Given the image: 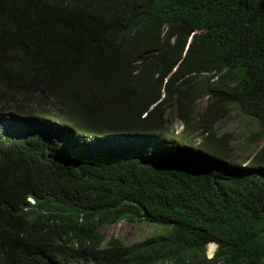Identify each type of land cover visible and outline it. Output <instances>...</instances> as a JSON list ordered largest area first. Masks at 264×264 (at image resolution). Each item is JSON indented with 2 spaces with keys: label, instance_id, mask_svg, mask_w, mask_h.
I'll use <instances>...</instances> for the list:
<instances>
[{
  "label": "trees",
  "instance_id": "16d2710c",
  "mask_svg": "<svg viewBox=\"0 0 264 264\" xmlns=\"http://www.w3.org/2000/svg\"><path fill=\"white\" fill-rule=\"evenodd\" d=\"M140 120L78 151L57 130ZM122 221L170 234L108 240ZM0 264H264V0H0Z\"/></svg>",
  "mask_w": 264,
  "mask_h": 264
},
{
  "label": "rangeland",
  "instance_id": "374dc122",
  "mask_svg": "<svg viewBox=\"0 0 264 264\" xmlns=\"http://www.w3.org/2000/svg\"><path fill=\"white\" fill-rule=\"evenodd\" d=\"M207 99H203L196 103L195 109L200 112H204L206 108ZM56 109V108H55ZM51 113H55L56 110L52 108L49 109ZM172 112V111H171ZM57 113V112H56ZM191 112L189 110H184L183 119L174 112H172V118L168 120L166 117L164 118L163 126L164 128H169L170 137L174 143L178 144L177 137L178 133L181 130L185 129V125L188 122V130L194 129L191 122H189L191 117ZM82 127H75L74 130L67 129V127L58 126L57 130L59 131V136L66 142L67 146L71 148H76L78 151L82 148L83 143H91V142H101L110 140L112 136L117 135H138L140 134L144 128L146 130H150L151 124L145 120H140L137 123L133 124L128 129L118 128V129H109L110 127H105L104 129H97L96 131H92L93 126H89L91 130H86L85 125H81ZM215 131L217 134L221 136L227 135V141L231 146V156L233 159L242 160L247 155L253 153L254 146H248L245 144L247 141L246 137L252 135L255 131L256 126L253 121L245 120L243 116L240 114L238 108L233 107L230 111L228 118L219 119L215 124ZM85 130V131H82ZM106 131H115L109 136L105 137L104 135L108 134L102 132ZM96 132V133H91ZM98 136V137H96ZM230 136V139H229ZM142 137H149L146 135H142ZM98 138V139H97ZM80 144V145H79ZM258 145H262V142H259ZM105 232V231H104ZM106 237L108 240L117 239L121 241L123 244L127 246H131L133 244L139 243L147 239L148 237H157L161 238L163 236L166 237L167 234L170 233V228L147 224V223H129L127 221H122L117 223L106 230ZM215 251V247H214ZM209 246L207 247V256L209 255Z\"/></svg>",
  "mask_w": 264,
  "mask_h": 264
},
{
  "label": "clouds",
  "instance_id": "9594fccd",
  "mask_svg": "<svg viewBox=\"0 0 264 264\" xmlns=\"http://www.w3.org/2000/svg\"><path fill=\"white\" fill-rule=\"evenodd\" d=\"M190 120H191V117H190ZM192 121V120H191ZM190 121V122H191ZM75 129V128H74ZM74 129H72V130H74ZM192 131H193V129H191ZM97 132V131H96ZM108 132V131H107ZM106 132V133H107ZM115 132V131H114ZM150 132H152V131H150ZM110 133V131L108 132V134ZM102 134H104V133H102ZM110 134H112V133H110ZM153 133H151V134H149V135H152ZM178 134H180V132L178 133ZM138 135H144V132H141L140 134H138ZM104 136H108L107 134L106 135H104ZM178 137H179V135H178ZM178 137H177V141H178ZM171 138H173V137H171ZM172 140V139H171ZM30 201V200H29ZM120 223V222H119ZM144 223V222H143ZM117 224V223H116ZM149 224V223H148ZM153 225H156V224H153ZM158 226H161V225H158ZM163 227H166V226H163ZM169 228V227H168ZM170 234V233H169ZM169 234H167L166 235V237L169 235ZM163 237H165V236H163ZM149 238V237H148ZM143 242V241H142ZM140 243V242H139ZM136 244H138V243H136ZM210 244H213L214 246H215V251H216V249H217V247H218V245L216 244V243H209L208 245H207V247L210 245ZM133 245H135V244H133ZM127 246V245H126ZM132 246V245H131ZM215 251H213L212 253H210L208 256H207V248H206V257H207V259H212L213 257H214V254H215Z\"/></svg>",
  "mask_w": 264,
  "mask_h": 264
}]
</instances>
